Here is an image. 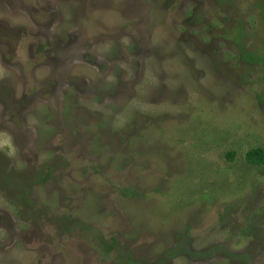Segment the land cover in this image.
<instances>
[{
    "label": "rangeland",
    "instance_id": "374dc122",
    "mask_svg": "<svg viewBox=\"0 0 264 264\" xmlns=\"http://www.w3.org/2000/svg\"><path fill=\"white\" fill-rule=\"evenodd\" d=\"M251 148L264 0H0V264H264Z\"/></svg>",
    "mask_w": 264,
    "mask_h": 264
},
{
    "label": "trees",
    "instance_id": "16d2710c",
    "mask_svg": "<svg viewBox=\"0 0 264 264\" xmlns=\"http://www.w3.org/2000/svg\"><path fill=\"white\" fill-rule=\"evenodd\" d=\"M234 152H228L226 157L229 161L233 160ZM244 160L248 165L264 167V149L251 148L244 153Z\"/></svg>",
    "mask_w": 264,
    "mask_h": 264
}]
</instances>
